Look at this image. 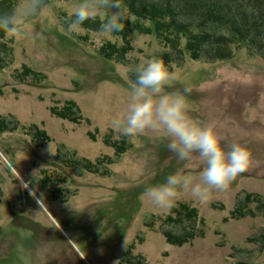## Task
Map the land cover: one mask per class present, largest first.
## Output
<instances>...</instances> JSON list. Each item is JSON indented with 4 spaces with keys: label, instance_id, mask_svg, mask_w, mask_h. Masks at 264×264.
<instances>
[{
    "label": "rangeland",
    "instance_id": "1",
    "mask_svg": "<svg viewBox=\"0 0 264 264\" xmlns=\"http://www.w3.org/2000/svg\"><path fill=\"white\" fill-rule=\"evenodd\" d=\"M79 2L48 4L4 41L13 51L0 70V117L18 128L0 133V264H264V209L246 200L264 199V60L241 48L228 61L185 53L169 65L177 79L167 90L191 87L190 117L212 126L226 150L245 146L252 163L204 202L182 193L172 208L158 209L142 191L183 162L162 133L122 137L110 122L126 111L135 69L170 48L155 33L136 30L128 47L117 34L85 26L67 34L63 26ZM94 20L101 25L104 18ZM108 43L124 46L122 60L98 55ZM24 67L37 75L19 82ZM68 102L81 120L52 114ZM33 126L49 140L35 139ZM123 141L121 153L115 144ZM202 167L194 154L185 172L195 176ZM181 204L198 210L196 224L167 222ZM236 210L245 216L233 219ZM192 227L199 233L192 243H167L164 231Z\"/></svg>",
    "mask_w": 264,
    "mask_h": 264
},
{
    "label": "clouds",
    "instance_id": "2",
    "mask_svg": "<svg viewBox=\"0 0 264 264\" xmlns=\"http://www.w3.org/2000/svg\"><path fill=\"white\" fill-rule=\"evenodd\" d=\"M47 7L45 0H17L10 11L0 12V32L13 33L20 23L39 16ZM97 17L104 18L101 33L121 32L124 0H80L66 19L64 30L69 35L79 33L85 21ZM176 79L175 71L162 59H146L135 69V78L129 82L126 111L110 122L122 137L137 136L145 130L162 133L167 138V148L183 162V167L169 173L163 182L150 185L141 193L142 200L162 210L172 208L182 193L199 202L206 201L210 191L224 190L252 163V154L245 146L233 144L226 150L212 126L190 117L191 87L167 90ZM194 154L203 164L195 176L185 172Z\"/></svg>",
    "mask_w": 264,
    "mask_h": 264
},
{
    "label": "trees",
    "instance_id": "3",
    "mask_svg": "<svg viewBox=\"0 0 264 264\" xmlns=\"http://www.w3.org/2000/svg\"><path fill=\"white\" fill-rule=\"evenodd\" d=\"M60 1L64 0H45V3L48 5ZM16 3L17 0H0V12L10 11ZM123 23L124 29L116 34L123 39L124 46L128 47L127 38L135 30L142 34L155 33L170 48V52L159 57L166 65L184 58L185 53L195 61H228L241 48L246 49L251 56L264 60V0H124ZM83 26L99 31L100 22L88 20ZM7 34L0 32V70L7 68V59L12 57L13 50L4 42ZM183 41L185 45L181 48ZM124 46L121 49L108 43L98 55L107 60H122ZM29 75L37 74L24 67L17 78L19 82H24ZM51 110L53 115L61 119L73 122L81 120L80 110L74 102H68L60 111L56 108ZM17 128L18 123L13 118L6 120L0 117V133L13 132ZM32 130L36 132L35 139L49 140L36 126ZM115 147L123 153L126 142L116 143ZM246 200H255L264 209V199L247 195ZM244 216L245 213L239 210L232 213L233 219ZM198 220V210L188 204L172 209L167 217V222L173 225L196 224ZM163 233L167 243L176 247L192 243L199 235L194 227L185 229L181 234L170 231Z\"/></svg>",
    "mask_w": 264,
    "mask_h": 264
}]
</instances>
